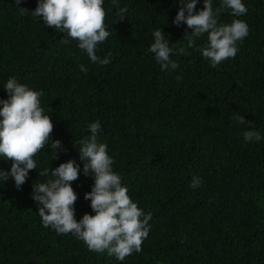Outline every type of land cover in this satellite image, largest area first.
I'll use <instances>...</instances> for the list:
<instances>
[{"label": "trees", "instance_id": "16d2710c", "mask_svg": "<svg viewBox=\"0 0 264 264\" xmlns=\"http://www.w3.org/2000/svg\"><path fill=\"white\" fill-rule=\"evenodd\" d=\"M37 3L0 0V99L15 77L41 93L54 124L26 182L19 189L11 176L0 182V264H264V0H243L247 13L240 17L220 14L219 24L242 19L249 34L235 58L216 67L198 50L207 34L189 48L183 37L193 29L173 23L182 6L177 0H104L110 35L96 54L109 58L107 65L91 62L77 40L34 17ZM212 5L215 10L220 0ZM203 6L198 0L196 11ZM119 8H127L123 19ZM157 28L170 46L184 49L170 57L178 64L174 70H162L148 51ZM235 114L246 122H235ZM95 121L122 185L152 213L142 251L123 261L45 228L33 199V182L48 179L40 170L74 160L80 168L71 182L75 217L95 214L84 198L94 179L84 174L78 150ZM251 129L260 141L243 139ZM0 168L10 171L11 161L0 157ZM193 177L200 180L195 189Z\"/></svg>", "mask_w": 264, "mask_h": 264}, {"label": "clouds", "instance_id": "9594fccd", "mask_svg": "<svg viewBox=\"0 0 264 264\" xmlns=\"http://www.w3.org/2000/svg\"><path fill=\"white\" fill-rule=\"evenodd\" d=\"M19 4L20 0H16ZM117 0H113L115 4ZM179 8L174 24L186 23L192 32H186L183 38L188 47H197L195 38L207 34L206 43L198 47L203 58L210 61L211 67L220 65L229 58H235L238 42L249 34V27L242 19H233L231 23L219 24L218 17L225 10L240 17L247 13L243 0H220V5L213 9L212 0H203L204 6L196 11L198 0H177ZM104 0H38L32 11L34 17L42 18L44 24L63 32L67 37L77 40L80 50L86 52L91 62L107 65L110 59L100 58L96 54L97 45L110 35L105 24L106 11ZM22 14L28 9L21 8ZM127 8H119L118 15L125 17ZM154 42L148 51L154 54L162 70L176 69L178 64L170 57L174 50L182 55L184 49H174L165 39L161 28L153 32ZM63 40V39H62ZM67 43V40H63ZM173 45L175 43H172ZM80 70L87 72L83 65ZM6 99H0V157L11 161L10 171L0 168V182L11 176L19 189L28 177L30 170L37 169L34 157L48 145L54 124L51 116L41 107V93L19 83L10 77L4 86ZM233 120L238 124L246 122L244 116L235 114ZM99 121L88 125L90 135L78 141L80 159L84 162L83 172L91 175L94 184L91 191L85 193V200H90L94 215L85 213L81 219L75 217L74 204L77 194L71 182L80 175L79 165L74 160L60 163L55 168H43L38 176L47 177L46 182L32 185L33 199L38 202V214L45 228L51 227L57 234H73L83 241L91 252L104 253L123 261L133 252L142 251L143 241L147 238L152 213L147 214L138 207L128 194V189L121 183L120 175L113 170V159L108 154L107 145L98 142ZM247 142L260 141L261 134L254 130L243 133ZM60 140L51 143L53 159L57 158ZM75 147V146H74ZM54 177V178H53ZM200 180L193 177L190 187L195 189Z\"/></svg>", "mask_w": 264, "mask_h": 264}]
</instances>
